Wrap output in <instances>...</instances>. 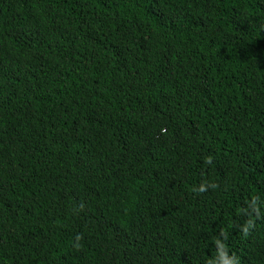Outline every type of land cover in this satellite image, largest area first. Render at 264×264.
I'll list each match as a JSON object with an SVG mask.
<instances>
[{"label":"trees","instance_id":"16d2710c","mask_svg":"<svg viewBox=\"0 0 264 264\" xmlns=\"http://www.w3.org/2000/svg\"><path fill=\"white\" fill-rule=\"evenodd\" d=\"M264 264V0H0V264Z\"/></svg>","mask_w":264,"mask_h":264},{"label":"clouds","instance_id":"9594fccd","mask_svg":"<svg viewBox=\"0 0 264 264\" xmlns=\"http://www.w3.org/2000/svg\"><path fill=\"white\" fill-rule=\"evenodd\" d=\"M220 264H236V262L231 259V258H228L226 256V253L221 250V253H220Z\"/></svg>","mask_w":264,"mask_h":264}]
</instances>
